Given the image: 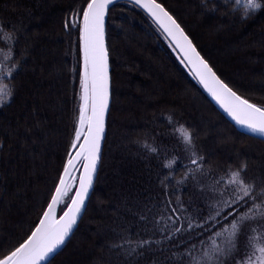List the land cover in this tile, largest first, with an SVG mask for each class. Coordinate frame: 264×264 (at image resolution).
I'll list each match as a JSON object with an SVG mask.
<instances>
[{
  "label": "trees",
  "instance_id": "1",
  "mask_svg": "<svg viewBox=\"0 0 264 264\" xmlns=\"http://www.w3.org/2000/svg\"><path fill=\"white\" fill-rule=\"evenodd\" d=\"M158 2L225 83L264 106V6L243 18L245 9L230 0ZM86 3L0 0V47L14 51L11 64L19 65L16 78L7 80L14 96L0 106V255L35 227L67 157L80 71L79 29L71 25L73 13L80 19ZM6 34L18 42L6 41ZM106 46L111 103L99 170L77 229L49 264H90L98 250L106 258L100 255L96 264H175L173 253L183 247L174 245L187 237L163 239V217L170 214L164 202L180 197L194 218L207 216V186L222 169L246 162L247 176H264V142L237 132L217 112L133 5L117 3L109 9ZM179 125L195 133L204 167L212 172L196 179L189 174L177 187L189 162L174 132ZM173 160L171 168L164 167ZM126 239L151 243L129 255L122 243Z\"/></svg>",
  "mask_w": 264,
  "mask_h": 264
},
{
  "label": "snow or ice",
  "instance_id": "2",
  "mask_svg": "<svg viewBox=\"0 0 264 264\" xmlns=\"http://www.w3.org/2000/svg\"><path fill=\"white\" fill-rule=\"evenodd\" d=\"M112 2L87 0L86 5L82 6V20L77 19L76 12L73 13L71 26L79 29V52L83 61L80 69L79 116L74 137L63 170L55 183V190L39 216V222L22 242L0 255V264H49V257L64 244L85 205L100 159L105 114L109 106V54L105 44V24ZM131 3L142 9L169 39L170 44L180 51L182 62H186L198 82L220 107L237 124L264 137V106L250 103L217 75L166 7L158 0H131ZM239 3L240 0H236V4ZM261 7L258 0H244L243 18ZM65 27H69L67 22ZM5 40L18 42L16 37L9 34L5 35ZM14 46L13 43L12 49ZM10 52L0 61V79L5 78V73L9 80L16 78L14 70L19 65L11 64L15 53ZM5 62L11 67L8 68ZM13 96L14 88L0 86V106ZM174 132L182 139L185 151L189 154V162L184 165L188 171L185 172L184 180L176 182L177 187L186 181L189 174L193 179L197 178V174L210 175L212 169L204 167L205 157L196 148L195 133L184 125H179ZM150 151L155 152L156 149L151 148ZM174 162L164 167L171 168ZM247 168L246 162H240L235 167L228 165L221 170L222 175L207 186L211 192L207 216L201 217L197 213L194 218L180 197L174 203L171 200L164 202L170 214L163 217V239L171 242L180 236L187 237L174 245L178 249L183 247V251L173 253L175 264H264V176L249 177L246 175ZM77 180L79 183L75 186ZM161 183L165 195H168L167 184L164 181ZM70 191L75 194L70 197L69 203L66 198ZM61 204L66 205L62 215L57 212ZM193 241H199V245ZM122 243L128 245L127 251L131 255L138 248L150 245L151 241L126 239Z\"/></svg>",
  "mask_w": 264,
  "mask_h": 264
},
{
  "label": "water",
  "instance_id": "3",
  "mask_svg": "<svg viewBox=\"0 0 264 264\" xmlns=\"http://www.w3.org/2000/svg\"><path fill=\"white\" fill-rule=\"evenodd\" d=\"M117 3H128V4H131L134 6L133 3H131V0H113L112 4L109 5V9L114 5V4H117ZM136 7V6H134ZM138 10H140L147 18L148 20L155 26V28L157 29V26L152 22L151 18L142 10L140 9L139 7H136ZM108 16V14H107ZM107 16H106V20H107ZM78 19V18H77ZM78 20H82V13H81V16H80V19ZM158 30V29H157ZM159 31V30H158ZM159 33L161 34V36L164 38V43H165V46L168 48V50L170 51V53L172 54V56L174 57V59L176 60V62L178 63V65L181 67V69L184 71V73L188 76V78L196 85L198 86V88L201 90V92L205 95V97L209 100V102L213 105V107L217 110V112L219 114H221L224 119L229 122L233 128L241 133V134H244L246 136H249L251 138H254V139H257V140H260V141H263L264 142V137H261L258 133H254L252 132L251 130H249L247 127L245 126H242V125H239L237 124L224 110L223 108L220 107V105L216 102V100L204 89V87L198 82V80L195 78L192 70L190 69V67L186 64V62H182V54L180 53V51L178 49H176L172 44H170L169 42V39L165 37L164 34H162L161 31H159ZM186 34V33H185ZM187 35V34H186ZM190 39V38H189ZM191 40V39H190ZM105 44H106V24H105ZM194 45V44H193ZM107 47V46H106ZM79 56H80V69L82 67V64H83V61H82V57L80 55V52H79ZM108 71H109V106H108V109L106 111V114H105V134H104V138L102 140V143H101V154H100V159L97 163V170H96V173L94 174V177H93V184L92 186L90 187L89 189V194L85 200V205L84 207L82 208V211H81V214L80 216L78 217L77 219V223L73 226V229L71 231V233L69 234L68 237H66L65 239V242L64 244H62L50 257H49V262L65 247L66 243L69 241V239L71 238L72 234L74 233V231L77 229L78 225H79V222L86 210V207H87V204H88V201L90 199V196H91V193L93 191V188H94V184H95V181H96V177H97V173H98V170H99V165H100V161H101V156H102V150H103V144H104V140H105V135H106V122H107V116H108V112H109V109H110V103H111V79H110V63H109V57H108ZM80 71H79V80H78V91H77V97H78V112H77V119H78V116H79V104H80ZM250 102V101H249ZM252 103V102H250ZM76 119V120H77ZM74 133H75V130H74ZM74 133H73V137H74ZM70 148V147H69ZM68 154V153H67ZM75 153H73L74 155ZM67 160V157L65 159V162ZM64 162V163H65ZM62 170H63V167H62ZM61 170V172H62ZM80 171L82 172L83 169L82 167L80 168ZM59 179V178H58ZM58 182V180H57ZM78 183L79 181L77 180L76 181V185L75 186H78ZM55 190V188H54ZM53 190V192H54ZM75 193L73 191H70L69 192V195H74ZM70 196V197H71ZM51 199V197H50ZM49 199V200H50ZM70 203V199L68 201ZM63 204H61L60 206H62ZM60 206H58V209H57V212L59 213V208ZM47 207V205H46ZM45 207V208H46ZM63 214V211L60 213V215ZM42 215V214H41ZM39 222V220L37 221V223Z\"/></svg>",
  "mask_w": 264,
  "mask_h": 264
},
{
  "label": "rangeland",
  "instance_id": "4",
  "mask_svg": "<svg viewBox=\"0 0 264 264\" xmlns=\"http://www.w3.org/2000/svg\"><path fill=\"white\" fill-rule=\"evenodd\" d=\"M230 1H233L234 4H236V0H230ZM237 6H242L243 9L244 8V0H240V3L239 4H236ZM71 22H72V19H71ZM6 54H9L8 50L5 48V47H0V61H3V58ZM6 63V66L8 68L11 67V64H7ZM7 76H6V73H5V78L4 79H0V86H4L6 89L8 88V82H7ZM259 155V154H257ZM100 255H102L101 258H106L105 255H103V253H101L100 250L97 251V253H95L94 255L91 256V261H90V264H96V261L99 259ZM83 264V263H82ZM89 264V263H88Z\"/></svg>",
  "mask_w": 264,
  "mask_h": 264
},
{
  "label": "clouds",
  "instance_id": "5",
  "mask_svg": "<svg viewBox=\"0 0 264 264\" xmlns=\"http://www.w3.org/2000/svg\"><path fill=\"white\" fill-rule=\"evenodd\" d=\"M258 3H260L261 6H264V0H258Z\"/></svg>",
  "mask_w": 264,
  "mask_h": 264
},
{
  "label": "flooded vegetation",
  "instance_id": "6",
  "mask_svg": "<svg viewBox=\"0 0 264 264\" xmlns=\"http://www.w3.org/2000/svg\"><path fill=\"white\" fill-rule=\"evenodd\" d=\"M234 3V2H233ZM162 37V36H161ZM163 38V37H162ZM164 39V38H163Z\"/></svg>",
  "mask_w": 264,
  "mask_h": 264
}]
</instances>
